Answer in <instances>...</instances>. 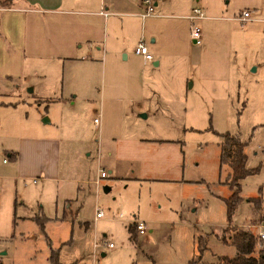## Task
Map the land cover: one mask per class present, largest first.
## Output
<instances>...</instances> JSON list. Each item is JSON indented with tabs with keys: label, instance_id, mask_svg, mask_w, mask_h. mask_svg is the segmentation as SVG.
<instances>
[{
	"label": "rangeland",
	"instance_id": "rangeland-1",
	"mask_svg": "<svg viewBox=\"0 0 264 264\" xmlns=\"http://www.w3.org/2000/svg\"><path fill=\"white\" fill-rule=\"evenodd\" d=\"M165 1L158 15L127 24V12L143 10L139 0H94L100 50L87 74L84 62H70L79 71L69 87L75 104L68 87L63 103L28 88L0 94V264H54L53 251L59 264H218L236 253L224 235L264 229V0H200L198 44L188 18L160 16L189 14L197 0ZM243 9L254 18L236 19ZM153 32L166 55L158 66L130 56L134 40L142 35L149 47ZM58 122L63 179L11 177L8 153L20 135ZM225 133L245 141L254 169L230 217V169L219 162ZM134 215L146 229L131 237Z\"/></svg>",
	"mask_w": 264,
	"mask_h": 264
},
{
	"label": "crops",
	"instance_id": "crops-1",
	"mask_svg": "<svg viewBox=\"0 0 264 264\" xmlns=\"http://www.w3.org/2000/svg\"><path fill=\"white\" fill-rule=\"evenodd\" d=\"M88 1L0 0V94L28 88L35 97L63 103L66 93L70 90L73 96L69 97V101L76 103L77 93L69 87L75 85L76 73L90 72L92 64L96 61V52L100 50L95 38H92V30L94 16L101 14V10H92L94 0L90 1L89 6H84ZM199 1L197 0L198 4L193 7L198 6L204 12V6ZM154 2L156 8L158 0ZM160 2L161 8L168 4L165 0ZM140 5L141 0L135 6ZM115 13L118 15L119 12ZM138 13L127 12L126 23L135 20L138 15L141 16ZM189 14L164 13L160 16H184L189 19ZM155 15L158 14L154 10L153 15L146 17ZM146 17L141 16L142 19ZM151 36L149 47L147 45L148 49L154 50V53L149 50L153 57L151 60L143 59L133 50L130 56L133 59L139 57L143 64L153 61V64L158 66L165 62L166 57L162 48H158L163 40L158 41L155 32ZM140 39L145 43L140 35L134 40V46ZM125 42L122 41L123 48L127 45ZM75 61L84 62L81 70H74L77 66L74 67L75 64L70 62ZM193 70L196 71L197 66H194ZM194 83L192 79L191 84ZM66 87L69 90H65ZM81 98L88 99L86 96ZM46 121H50V118ZM49 131L41 129L35 134L20 135L16 149L8 153L14 163V174L11 177L19 179L40 176L43 182L63 179L60 177L61 138L58 135L62 131V122H58L55 130L50 131L51 134Z\"/></svg>",
	"mask_w": 264,
	"mask_h": 264
},
{
	"label": "trees",
	"instance_id": "trees-1",
	"mask_svg": "<svg viewBox=\"0 0 264 264\" xmlns=\"http://www.w3.org/2000/svg\"><path fill=\"white\" fill-rule=\"evenodd\" d=\"M223 140L220 142L219 162L221 165H227L229 171L224 181L231 189L230 194L225 197L228 216L233 213L238 201L242 198L240 195V180L254 169L247 168L246 153L244 152L245 141H242L237 134L225 133ZM261 196H253L256 207L262 208ZM259 219H264V213L260 212ZM128 229L131 237H135V223H130ZM137 230V229H136ZM223 240L230 242L236 247V253L233 256L223 255L219 257L218 264H264V241H261L258 235L250 229L234 228L227 240L225 235ZM262 248L257 251L258 245ZM54 264H59L56 252L50 256Z\"/></svg>",
	"mask_w": 264,
	"mask_h": 264
},
{
	"label": "built area",
	"instance_id": "built-area-1",
	"mask_svg": "<svg viewBox=\"0 0 264 264\" xmlns=\"http://www.w3.org/2000/svg\"><path fill=\"white\" fill-rule=\"evenodd\" d=\"M141 6H142V11H141V16L146 17L149 15L154 14L155 10V2L154 0H141ZM204 16V12L202 9L198 6H195L191 9V13L188 15L191 24H190V35L192 38V42L195 44H198L201 42V27L199 23L197 22L198 19L202 18ZM254 16L252 15L251 11L249 9H243L237 16L236 19L240 21H246L253 19ZM134 52L137 54H140L143 59L145 60H151L152 54L149 51L147 45L144 43L142 39H140L137 44L134 47ZM97 117H94V121H97ZM106 173L104 170L100 169V175L99 178L95 181L97 184L99 183V179L103 176H105ZM33 181H35V178H33ZM103 214L101 210L96 211V216L99 217ZM121 216V214L119 215ZM132 223H135L136 229L139 233H143L145 231V221L138 218L137 216L134 215L132 219ZM258 236L260 239H264V230H260L258 233ZM109 246H113L112 242H108Z\"/></svg>",
	"mask_w": 264,
	"mask_h": 264
},
{
	"label": "water",
	"instance_id": "water-1",
	"mask_svg": "<svg viewBox=\"0 0 264 264\" xmlns=\"http://www.w3.org/2000/svg\"><path fill=\"white\" fill-rule=\"evenodd\" d=\"M108 188L106 187L105 190H107Z\"/></svg>",
	"mask_w": 264,
	"mask_h": 264
}]
</instances>
